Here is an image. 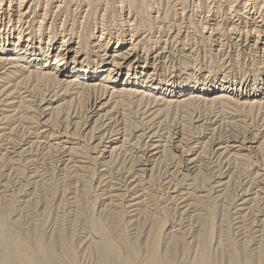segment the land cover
I'll use <instances>...</instances> for the list:
<instances>
[{
  "label": "rangeland",
  "instance_id": "obj_1",
  "mask_svg": "<svg viewBox=\"0 0 264 264\" xmlns=\"http://www.w3.org/2000/svg\"><path fill=\"white\" fill-rule=\"evenodd\" d=\"M239 1L33 0L39 19L46 11L50 18L35 43L39 60L32 61L30 45L21 64L40 71L42 53L50 54L47 71L56 72L52 56L68 48L82 55L79 67L92 69L118 53L120 40L128 45L123 52L134 50L133 60L153 59L142 76L155 77L161 91L146 99L121 94L126 65L118 80L105 82L103 108L91 115L103 89L65 90L48 76L0 67V264H24L21 253L34 264H264L263 101H161L174 83H186L189 97L209 79L226 77L234 86L264 81L263 50L229 23ZM128 16L133 27L124 22ZM14 48L0 56L12 57ZM100 74L102 81L108 73ZM56 98L43 116V105ZM141 127L163 145L159 155L148 154L149 166H139L150 151ZM177 132L181 149L199 155L194 172L173 149ZM254 138L257 154L214 148ZM99 147L111 155L103 157Z\"/></svg>",
  "mask_w": 264,
  "mask_h": 264
},
{
  "label": "bare ground",
  "instance_id": "obj_2",
  "mask_svg": "<svg viewBox=\"0 0 264 264\" xmlns=\"http://www.w3.org/2000/svg\"><path fill=\"white\" fill-rule=\"evenodd\" d=\"M245 1H247L246 4L244 3ZM242 2L245 4V5L243 4L244 7H242L243 6L242 5ZM33 4H34L33 3V0H0V42H1L0 43V54H2V52L4 53L7 50L6 49L7 47H9L11 45L12 46H15V48L13 50H11L12 51L11 52L12 53V57L9 56L7 58V57H4L5 55L0 56V67H2V69H5L7 71L8 70L9 71L12 70L13 71L12 72L13 74H15V73L22 74V73H27L28 72L31 75L32 74H36L38 76L39 75L40 76L43 75L42 77L48 76V77H50V79L52 78L53 81H56L58 84H60L59 87H61V86L64 87L65 90H67V89H75V90H81V91H92V90L97 91L98 89H100V90L103 89L104 90V94L101 97L94 99L93 102H92L91 111L89 112L91 115L92 114H95V113L98 114L101 111V109L103 108L102 105L104 103L102 105H101V103L105 99V96L107 95L106 93L109 90V86H107L105 84V82L111 81L110 79H113V77H112L113 75L116 77V79L114 81H112V82L114 83L116 80H118L119 77L122 74L121 73L122 72L121 71L122 68L124 66H126V65H127V68H128L129 73H128V78L126 79L125 83L122 84V87L125 86V88L118 90L121 94L122 93L123 94L125 93L124 96L125 95L126 96L127 95H133V96L135 95V96H139V97L145 98L147 96H151V94H149V92H153L154 93L156 91H161L160 89H158V86L159 85L157 86V82H156L155 77H153V76H149L148 78L143 77L144 76V71L145 70H148L150 68L151 64H153L152 63L153 62V59H149V58L148 59L147 58L146 59L145 58L143 59L142 58V59L133 60V57L135 56L134 50H131L129 48L126 52H123L124 49L122 47H124L127 44H122V41L120 42V40H118V46H117V48L120 49L118 51V53L117 54H114V55L113 54L109 55L100 64H96V66H94L92 69H90L91 68V64H89L88 66L85 65V67L84 66L79 67L78 66L79 65V60L81 59V56L82 55L80 54V52H78V54L76 53L74 56H71V53H73V52H71V50H67L68 48L65 49V50H62L61 49L60 51H62V52H60V54L58 53V54L52 56V57H54L55 63L53 65L55 66L54 71H56V72H51V71L49 72V71H47V64H48L47 62L49 61L50 54L49 55H45L44 53H42V55L44 56V59H45V62L46 63L41 68H39L40 71H33V70H31V66L28 65L27 63H26L27 65L21 64V62H23V60H26V56H23V55H25L27 53V50L26 49H28L30 47V45H31V48L30 49H32V52H33V54L31 55V56H33L32 57L33 58L32 61H38L39 60V57H36V56H39V55L36 54V53H34V52H36L37 49L38 50H41V48L40 47H37V49H36L35 48V43L38 41V43L41 44L42 36L45 34V33L43 34V29L45 27V24L48 23V19L50 18V14L46 11V12H44L41 15L42 18L39 19V17H38L39 16V12H37L38 11L37 8H36V10L33 9L34 8L33 7ZM64 4H66V3H64ZM239 4L240 5H237V7H236L237 10H234L233 9L234 10L233 11L234 14L232 15V18L229 21V23L231 25L235 26L236 27V28L234 27L235 30L238 31L239 33H241V32L243 33V31L245 30V33L247 34L246 36L248 37L247 39L250 40V42L251 41L254 42L252 44V46H250V47L255 48V49H259L261 47V49L264 52V41H262L260 39V35L263 33V28H264V16L261 15L264 12V0H243V1L240 0L239 1ZM62 7L63 6L58 3V5L56 6V8H57L56 10H60ZM131 19H132L131 16H128V17L125 18V21L124 22L128 26L129 25L132 26L134 24H133V21ZM213 21H214L213 19L212 20H209V22L207 24V28H210L212 31H213V29L215 27V23L212 24ZM256 34H257V36H256ZM254 37H256L257 39H254L253 40ZM103 38H104L103 37V34H101V39H100L101 42H105L104 40L106 38H104V39ZM133 38H134V35H133ZM247 39L245 41L246 44L244 43L245 46L246 45L249 46V44H250L247 41ZM111 40L112 39H110L108 42H106V44L111 43ZM25 43H27L29 45L23 47V44H25ZM65 43H66V40H63V42H62L63 46L66 45ZM131 44L129 43V46H133V44L132 45ZM254 51L255 50H253V52ZM107 55L108 54H106V56ZM153 58H157V57H153ZM32 61L31 62H28V63H32ZM70 64H72V66L70 68H68L70 66ZM262 64H264V55H262ZM81 65H83V64H81ZM107 66H111L110 69H107L106 70L105 68ZM140 70H141V72H140ZM105 72L108 73V74L106 75V77L102 81H99V79L102 77V74H100V73H105ZM224 79H222V80H219V79L218 80H211V79H209V80L204 81V83H203L202 86H200L198 88H195V89L194 88H191V89H193L197 93V95L195 93H193L195 95H192L191 94V96H189V97H187V95H189V94H186V92L189 91V87H188V85L186 83H179V84H175L174 83V85H172L169 89L164 90L165 96L162 97L161 101L164 102V104L167 103L168 105H172V104L173 105L174 104L180 105L181 103H185V102H189V101H191V103H192V102H194L193 100H197V101H198V99H200V100L201 99L202 100L204 99L205 100L206 98L207 99L210 98L211 100L212 99H214V100H216V99H219V100L220 99L232 100L231 99L232 96L233 97L236 96L237 97V100L239 101V103L240 102L243 103V104L240 103V105H244V104H246V105L248 104L249 105V103H252L250 105H253L255 103H258V102H262L263 101L262 102V105H261V103H260V105L262 107L264 106V81L261 84H258V85L255 84V85H252L251 86L249 80H244L240 84H238V85L236 84V86H234V85H227L228 83L226 82V77H224ZM22 80H24V79H22ZM19 83H21V82H19ZM19 86H20V84H19ZM114 88H116V86H114ZM54 93H53V95H54ZM113 93H111V94H113ZM229 94H231V96ZM55 96H56V93H55ZM112 96H114V95H112ZM118 96L120 97L121 95H118ZM129 98H131V96ZM166 98H168V99H166ZM56 101L58 102V98H56L54 100L53 99H50L49 101L46 102L45 105H43V107H44V109H43L44 112L42 111L43 112L42 113L43 116L47 115V112L46 111L50 110L51 109L50 107L52 105H54ZM141 101H139V102H141ZM152 103H153V101H152ZM236 103H237V101L235 102V104ZM41 104H44V102L41 103ZM150 104H151V102H150ZM162 104L163 103H161L159 105H162ZM153 105H154V103H153ZM255 105H257V104H255ZM261 106H259V107L261 108ZM139 107H141V106H139ZM149 107H151V106H149ZM62 109H63V107H62ZM138 109H140V108H138ZM262 109H264V108H262ZM58 111H59V109H58ZM142 113H143V111H142ZM151 113H154V112L152 111ZM85 115H87V114H85ZM102 115H100V116H102ZM218 115H220V114H218ZM107 116H105V117H107ZM105 117H102V118L105 119ZM146 118H148V117H146ZM152 119H150L151 122H152ZM157 119H159V118H157ZM150 120H148L149 125L151 123ZM198 120H199V118H198ZM143 122H144V119H143ZM144 126H146V125H144ZM136 128L138 129V127H136ZM142 129H141L142 134H140V138H143L144 139V141L146 143L145 146H147L148 148H150V151L148 152L147 151L148 149L147 150L145 149V151H147L146 156L148 157V159L147 160L145 159L146 160V163L140 162L141 164L139 166H149L148 163L151 162L150 161L151 160L150 158H153V156H148V154L151 153L154 156L159 155L162 152L161 151V148L163 147V145L159 143L160 141L155 140V138H156L157 135L155 133H153L152 131H150V128H149L148 132H145L144 129L143 130ZM151 130H153V128ZM181 136L182 135L180 134V132H177L176 133V136L174 137L175 142H173V144H174L173 149L176 152L180 153L181 158L185 161V163H186L185 164V169H187L186 171L191 172L196 167V157L199 156V155L197 154V151L196 150L195 151L194 150L193 151H191V150L190 151L189 150L187 151V150L181 149V146H180V144L182 143ZM257 138H254V139H251V140H245V139H243L242 141L238 139V140H232L231 142H226V143L225 142L224 143H216L215 144V147L214 146L213 147L215 148L216 152L217 153H220V154H222V153H231V152L235 151L236 149H238V151L248 152L249 154H257L259 152V148H260L259 147L260 145H258L259 144V141H257ZM103 141L105 142V140H103ZM99 148H100V150H102L104 147L102 149H101V147H99ZM110 153H111V151L102 150V156L103 157H106ZM192 164H195V166L194 165L192 166ZM151 168H153V167H151ZM141 171L144 172V173L146 172V170L144 171V168ZM173 175H174V173H173ZM263 185H264V183H263ZM20 253H21V251H20ZM23 254L21 253L19 255V253H18L21 261L24 262V264H34V261L29 260L28 259L29 257L27 258Z\"/></svg>",
  "mask_w": 264,
  "mask_h": 264
}]
</instances>
